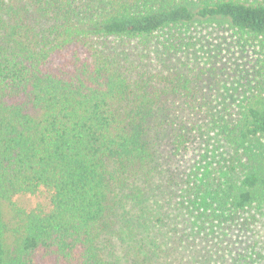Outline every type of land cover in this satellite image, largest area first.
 I'll return each instance as SVG.
<instances>
[{
    "label": "trees",
    "instance_id": "1",
    "mask_svg": "<svg viewBox=\"0 0 264 264\" xmlns=\"http://www.w3.org/2000/svg\"><path fill=\"white\" fill-rule=\"evenodd\" d=\"M0 264H264V0H0Z\"/></svg>",
    "mask_w": 264,
    "mask_h": 264
},
{
    "label": "rangeland",
    "instance_id": "2",
    "mask_svg": "<svg viewBox=\"0 0 264 264\" xmlns=\"http://www.w3.org/2000/svg\"><path fill=\"white\" fill-rule=\"evenodd\" d=\"M223 75H220L222 77ZM222 78H217V82H221ZM219 88H222V85L219 84ZM14 201L18 204V206L23 209L30 211L36 208H42L45 211L49 209V196L43 191L35 196H18L14 199Z\"/></svg>",
    "mask_w": 264,
    "mask_h": 264
}]
</instances>
